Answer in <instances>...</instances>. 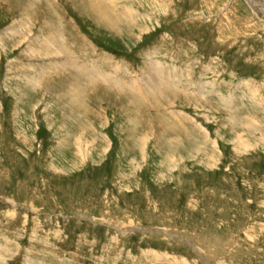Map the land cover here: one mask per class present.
<instances>
[{"label": "rangeland", "instance_id": "1", "mask_svg": "<svg viewBox=\"0 0 264 264\" xmlns=\"http://www.w3.org/2000/svg\"><path fill=\"white\" fill-rule=\"evenodd\" d=\"M94 1L0 0V264H264V0Z\"/></svg>", "mask_w": 264, "mask_h": 264}, {"label": "bare ground", "instance_id": "2", "mask_svg": "<svg viewBox=\"0 0 264 264\" xmlns=\"http://www.w3.org/2000/svg\"><path fill=\"white\" fill-rule=\"evenodd\" d=\"M78 2L80 3V5L81 6H83L84 7V9H85V11L86 12H88V13H91V14H94L100 21H102V23L101 24H104V25H106V26H108V28L109 27H112V25L107 21V19H106V16H105V12H104V10H103V8H102V6L101 5H99L98 3H96L94 0H78ZM33 3V2H32ZM30 4V3H29ZM104 5V4H103ZM107 8V7H106ZM108 10V9H107ZM108 12V11H107ZM110 14V13H109ZM55 17H57L56 15H55ZM61 20V18H59V21L58 22H61L62 23V20H63V18H62V20ZM112 22V21H111ZM139 24V23H138ZM64 41V43H65V40H63ZM61 41H60V38L58 37V35H57V32H56V34L54 33V35L52 34V36L51 37H47V39L45 40V41H43L42 43H41V48L42 49H44V52H46V50H48L49 51V49H51L52 50V52H53V54L54 55H62L63 53H62V51L60 50V46H61ZM46 45V47L45 48H43L44 46ZM52 45H55V47L54 48H52L51 46ZM50 46V47H49ZM64 48V47H63ZM46 49V50H45ZM34 50V49H33ZM32 50V51H33ZM66 49H64V51H65ZM68 50V49H67ZM56 53H55V52ZM69 51V50H68ZM37 53V52H36ZM46 53H48V52H46ZM51 53V51L49 52V54ZM73 58L74 57H71V59L73 60ZM70 60V59H69ZM68 60V61H69ZM62 61V60H61ZM68 61H64L63 63H61V62H59V63H57L56 62V64L53 66V68H51L52 70H53V72H55V73H57V75H58V73L60 74V73H62V74H60V75H63V76H65V74H66V77H68L67 78V84H68V88L70 89V92H71V99H74V94H75V92L77 93V95H78V93H81L80 92V88L79 87H81V83H79V80L80 81H82V78H81V74H84V77H85V81L83 80L82 82H85V83H88V82H91V81H93V82H99V85L101 84L102 86H104V85H107L110 89H111V91L113 92V91H116V90H118L119 92L121 91L122 92V90H121V87H120V85H119V83L117 82V80H115V81H111V80H109L107 77H109V75L108 74H106L105 75V73L104 74H102L101 72H99V71H97V69L96 70H94V74L92 73V72H90L89 70V72H90V75H92V76H90V77H87V71L86 70H84V69H86L85 68V65L88 67V65L87 64H84V66H83V64H80V65H78L77 64V66H78V70L79 71H77L76 69H77V67L76 66H74V67H72L71 68V66H70V62H68ZM73 61H71V63H72ZM77 62V61H76ZM73 63H75V62H73ZM72 63V64H73ZM73 65H75V64H73ZM51 66V65H50ZM97 68H99V67H97ZM44 69L46 70V69H48V67H45L44 66ZM50 69V70H51ZM94 69V68H93ZM49 70V69H48ZM48 70H46V71H48ZM73 70H76L75 72V74L76 75H78L79 76V80L76 78V75L75 74H73L74 72H73ZM91 70V69H90ZM48 72H50V71H48ZM41 73V72H40ZM48 74H50V73H48ZM73 74V75H72ZM89 75V74H88ZM44 76V75H43ZM77 76V77H78ZM65 77V78H66ZM74 77V78H73ZM90 78V79H89ZM92 78H95V80L94 79H92ZM98 80V81H97ZM82 84H84V83H82ZM91 84V83H90ZM62 85V84H61ZM91 85H94V84H91ZM96 86H98V84L96 85ZM106 86V87H107ZM86 87V86H85ZM87 88V87H86ZM96 88V87H95ZM135 89V88H134ZM107 91V90H106ZM110 92V91H109ZM117 93V92H116ZM133 93V92H132ZM82 94V93H81ZM108 94V93H107ZM119 96V95H118ZM77 97V96H76ZM77 99V98H76ZM72 101V100H71Z\"/></svg>", "mask_w": 264, "mask_h": 264}]
</instances>
